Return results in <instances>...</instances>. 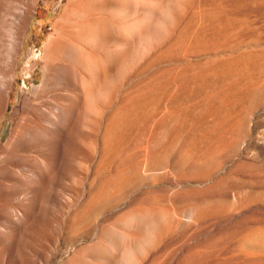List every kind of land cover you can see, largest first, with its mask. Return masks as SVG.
Listing matches in <instances>:
<instances>
[{"label":"rangeland","instance_id":"obj_1","mask_svg":"<svg viewBox=\"0 0 264 264\" xmlns=\"http://www.w3.org/2000/svg\"><path fill=\"white\" fill-rule=\"evenodd\" d=\"M13 1L0 264H264V0Z\"/></svg>","mask_w":264,"mask_h":264},{"label":"bare ground","instance_id":"obj_2","mask_svg":"<svg viewBox=\"0 0 264 264\" xmlns=\"http://www.w3.org/2000/svg\"><path fill=\"white\" fill-rule=\"evenodd\" d=\"M7 1L10 4H13V3H11V1H13V0H7ZM19 11L21 13H27V12L29 13L30 9H27V7H26V8H22ZM20 12H18V13L20 14ZM55 109L57 110L58 114L54 117V119L51 120L50 124L52 126H57V124H59L61 122L62 119H61L60 115H62L63 111H64V109L60 108V107H57ZM48 131H50V133H51L50 129H48ZM45 132H47V131H45ZM14 137H15V135L11 134L8 143L11 144L12 138H14ZM16 144H18V143L16 142V143L13 144V145H15L13 148H12L13 145H11V147L8 150L7 154H9L10 156L15 155V151H17L16 149L18 147V145H16ZM21 151H23V150H21ZM44 163L45 162H43V165H44ZM4 170L7 171V173H9L11 176H18L19 180L15 181L14 180L15 178H13L11 176H9L7 178H4V179L0 178V189L2 187L14 188V187L17 186V184H19L21 187L22 186L29 187L32 183L44 182L43 181L44 177L42 175L37 176V175H35L34 172H31L27 168H25V169L23 168V169L20 170V169H15L14 167H10L9 165H7V166L3 165L2 168H1V171H4ZM11 195L12 194H10V196ZM23 199H24V197H23ZM17 207H19V204L17 205V203H16V205H4L2 208L0 207V219L2 220V222H4V225L0 226V247L7 246V247H10V248H13V245H12L13 243H11L12 236H14L17 231H20L21 229H23L24 226H27V224L30 221V219L27 216H25L23 213H22L23 217H21V213L19 211H17V209H16ZM7 240L10 241V243L5 242Z\"/></svg>","mask_w":264,"mask_h":264}]
</instances>
